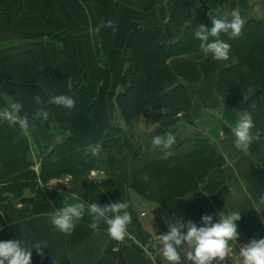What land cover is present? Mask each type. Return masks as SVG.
Here are the masks:
<instances>
[{"label":"crops","instance_id":"obj_1","mask_svg":"<svg viewBox=\"0 0 264 264\" xmlns=\"http://www.w3.org/2000/svg\"><path fill=\"white\" fill-rule=\"evenodd\" d=\"M210 10L217 18L230 20L236 10L245 22L258 21L264 18V0H54L43 15L29 10V0H13L9 8H0V111L8 107L5 96L22 103L19 116L27 117L29 122L28 129L22 132L31 143L36 170L42 161L51 160L54 146L68 138L69 125L58 122L49 109L53 104L49 100L54 97L51 91L40 84H25L5 77L3 57L35 49L40 54L43 70L54 71L62 58L49 35L73 23L75 27L64 37L81 66V81L92 85L102 70L110 73L108 108L112 122L104 132L116 123L124 128V133L120 145L112 152L100 141L101 152L96 158L100 162L107 161L110 155L116 158L117 179L112 184L113 191L109 190V175L104 169L92 170L90 176L99 182L107 179L103 191L112 200L129 205L127 211L132 222L127 228V238L117 243L126 264H168L160 251L159 235L167 233L168 227L179 218L185 223L194 221L212 208L225 215L230 211L241 212L237 222L240 236L236 242L264 238V204L260 202L264 195V136L253 134L255 138L247 153L237 150L230 129L235 126L239 113L216 91L219 69L237 63L232 49L227 61L213 60L201 49L171 57L156 66L148 95L150 111L129 125L118 117L114 104V93L120 89L127 66L129 38L135 28L161 26V42L170 45L182 36L186 21L199 17L206 23ZM108 20L116 22L117 31L105 26ZM178 83L189 89L193 106L189 111L168 117L169 110L159 106L158 98ZM37 95L41 103L34 100ZM37 109L48 113L46 120L35 115ZM201 129L227 163V171L222 176L225 183L215 193L194 190L161 205L143 199L126 186L135 171L146 164L188 155L193 150L194 136ZM168 132L176 137L170 149L151 145L153 136ZM166 151L172 154L166 157ZM72 185V178L65 176L50 180L40 195L30 188L16 195L0 190V232L4 237L21 240L28 249L36 243L47 244L43 257L32 250V264H95L109 245L111 238L106 221H100L98 233L89 227L93 222L89 204L69 191ZM81 202L84 203L83 217L76 221L70 234L52 225L51 213ZM179 251L181 264H192L183 257L186 250L182 247ZM230 264H237V260H230Z\"/></svg>","mask_w":264,"mask_h":264},{"label":"trees","instance_id":"obj_2","mask_svg":"<svg viewBox=\"0 0 264 264\" xmlns=\"http://www.w3.org/2000/svg\"><path fill=\"white\" fill-rule=\"evenodd\" d=\"M12 2L0 0V8L7 9ZM53 2L29 0V10L43 15ZM103 11L106 12V9ZM199 24L208 29L213 26L210 19L204 23L197 17L184 28L182 36L170 45L161 42V26L146 29L137 27L132 31L127 47V66L122 74L120 89L114 93L118 117L125 125H129L139 115L149 113L148 95L152 90L156 66L171 57L201 50V41L194 36ZM74 27L73 23L65 24L49 35L50 42L57 45L62 58L54 71L43 70L40 54L35 49L2 59L6 78L25 84H40L54 96L74 98L76 104L72 109L50 105L49 109L57 121L69 125V135L64 142L54 146L50 153L51 160L42 161L38 170L34 168L31 143L19 123L10 125L7 120L0 119V186L3 185L0 190H8L16 195L24 188H30L40 195L50 180L70 176L73 185L69 191L78 194L87 204L96 202L103 206L116 201L102 189L107 179L96 181L90 173L92 170L104 169L109 175V190L113 191L112 184L117 179V161L110 155L107 161L100 162L91 155L88 147L103 141L104 147L112 152L120 145L124 128L114 123L106 134L104 132L112 122L108 108L110 73L102 70L92 85L81 81V66L69 51L64 37ZM220 38L230 44L237 63L219 69L216 91L239 114L251 111L256 124L253 134L264 136V18L245 22L242 34L238 37L231 38L229 34L222 33ZM101 81L103 83L99 86ZM158 104L169 110L168 117L189 111L193 106L189 89L181 83L169 87L158 98ZM226 164L225 157L217 151L206 131L201 129L196 132L193 150L188 155L148 163L135 171L126 181V186L163 205L194 190L215 193L225 183L222 176L227 171ZM219 213L212 208L206 214L211 215L213 222H216ZM202 216L193 222L202 226ZM4 240L7 239L0 232V241ZM117 243L111 239L103 256L95 264H126Z\"/></svg>","mask_w":264,"mask_h":264},{"label":"clouds","instance_id":"obj_3","mask_svg":"<svg viewBox=\"0 0 264 264\" xmlns=\"http://www.w3.org/2000/svg\"><path fill=\"white\" fill-rule=\"evenodd\" d=\"M212 22L211 29L199 24L194 32L195 38L201 41V49L205 55H211L213 60L227 61L230 56L231 46L222 40L221 34H229L231 38L242 34L245 20L240 13L234 10L231 19L227 17L217 18L210 10L207 14ZM191 20L186 21L185 26H189ZM113 32L117 31L116 22L108 20L105 24ZM211 38V39H210ZM8 107L0 111V119L7 120L10 125L19 123L20 127L27 130L29 122L27 117H20L22 103L5 96ZM37 103H41V97H34ZM66 109L75 107L74 98L66 95L54 96L49 100ZM251 107V106H250ZM35 115L47 119L48 113L42 109H37ZM256 127L251 111H244L239 114V118L234 127L230 129L234 136V146L237 150L247 153L255 138L252 130ZM176 142V137L171 133L153 136L151 145L154 148L170 149ZM88 151L92 156H98L101 152L99 143L89 145ZM172 153L166 151L164 155L170 156ZM261 204H264V195L260 197ZM129 205L126 202H112L101 206L93 202L88 205V210L92 214L93 222L89 227L96 233L99 232L100 221L105 220L107 224V234L115 241H123L127 235L128 225L132 222V216L127 211ZM84 203H77L60 208L51 213V223L60 232L70 234L76 227V221L83 217ZM241 219V212L230 211L227 215L223 212L218 214V219L213 222L211 215L201 217L202 226H198L192 220L186 223L179 218L176 223L168 227L165 234L159 235L162 242L160 249L163 258L168 264H181L182 247L189 253L192 264H224L231 249V243H235L239 238L237 222ZM47 244L36 243L32 249L23 246L21 240L9 239L0 241V264H32V250L43 257V249ZM241 264H264V238L252 239L243 244L239 249Z\"/></svg>","mask_w":264,"mask_h":264},{"label":"built area","instance_id":"obj_4","mask_svg":"<svg viewBox=\"0 0 264 264\" xmlns=\"http://www.w3.org/2000/svg\"><path fill=\"white\" fill-rule=\"evenodd\" d=\"M126 238H127V235L125 236V239ZM246 243H248V242H235V243H231V249L232 250L230 251L229 256H228L227 260L224 262V264H230V260H232L234 258L237 260V264H241V258L239 257L238 252H239L240 247L243 244H246ZM117 248H119V247L117 246ZM183 257H184V259L186 261L192 262L191 261V258H190V255H189V253L187 251L184 253Z\"/></svg>","mask_w":264,"mask_h":264},{"label":"rangeland","instance_id":"obj_5","mask_svg":"<svg viewBox=\"0 0 264 264\" xmlns=\"http://www.w3.org/2000/svg\"><path fill=\"white\" fill-rule=\"evenodd\" d=\"M115 108H116V106H115ZM117 109V108H116ZM90 175H92L91 173H90ZM140 197H143L142 195H140L139 193H137ZM143 199H145V200H147V201H151L152 202V200H149V199H147V198H145V197H143Z\"/></svg>","mask_w":264,"mask_h":264}]
</instances>
